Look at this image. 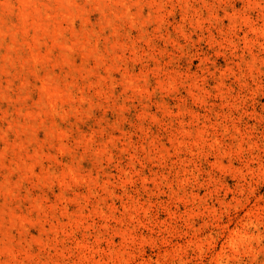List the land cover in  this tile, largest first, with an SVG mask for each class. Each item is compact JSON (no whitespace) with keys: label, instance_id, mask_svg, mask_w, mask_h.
Masks as SVG:
<instances>
[{"label":"rangeland","instance_id":"rangeland-1","mask_svg":"<svg viewBox=\"0 0 264 264\" xmlns=\"http://www.w3.org/2000/svg\"><path fill=\"white\" fill-rule=\"evenodd\" d=\"M0 264H264V0H0Z\"/></svg>","mask_w":264,"mask_h":264}]
</instances>
